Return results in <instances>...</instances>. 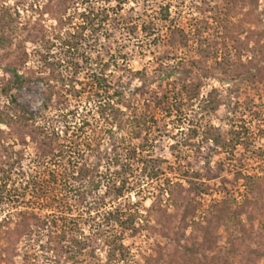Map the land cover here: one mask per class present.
I'll return each instance as SVG.
<instances>
[{
	"label": "rangeland",
	"instance_id": "374dc122",
	"mask_svg": "<svg viewBox=\"0 0 264 264\" xmlns=\"http://www.w3.org/2000/svg\"><path fill=\"white\" fill-rule=\"evenodd\" d=\"M253 1L0 0V169H11L14 178L17 170L31 172L34 166L30 159H34L36 142L42 138V135L34 136L40 121L25 125L19 118V107L11 102L13 98L29 113H35L42 108V93L47 92L44 84L48 82L54 86V92L47 104L46 117H56L59 110L72 109L79 101L80 107L84 105L83 97L74 99L72 93L64 92L65 82L62 84L61 79L70 70L65 68V63L58 64L64 53L59 38H69L84 23L87 46L83 49L93 62L92 70L99 68L95 63L109 64L107 74L111 75V82H119L124 96L123 103L118 105L123 115L109 123H97L100 140L92 154L83 156L90 166L97 154H104L98 168V188L84 194L89 177L69 180L67 189L55 188L59 190L57 195L67 194L63 197L67 207L63 214L67 228L64 237L61 236L63 221L57 222L58 227L51 229V233L32 228L8 245L9 251L3 252L0 264H145L146 258H157L158 247L165 249L158 263L166 264L168 256L188 245L192 235L200 240L196 224L204 223L212 205L226 201L233 208L241 203L251 182L248 178L264 171V0ZM166 5L170 12L164 22L160 20L159 10ZM226 6L230 8L229 20L243 26L245 31L237 36L239 52L230 42L222 44L220 30L212 20L216 13H225ZM105 15L107 18L100 25ZM88 18L92 19L95 30L88 24ZM204 20L210 28L201 36L200 44L189 31L194 22ZM124 22L129 27L137 26L134 35L127 33ZM148 23L158 30L155 34L160 40L156 46L153 37L147 38L140 31V25ZM173 25L190 33L185 46H167V28ZM51 43L54 47H50ZM203 49L208 53L200 52ZM190 61L194 66L189 65ZM183 68L191 73L182 82L177 80L174 70ZM14 71L29 78L30 84L16 89L12 82ZM171 71L175 75L162 78ZM82 74L77 79L83 82L86 78ZM140 84H145L148 94H160L184 85L193 90L196 98L191 107L184 104L180 111L174 109L171 116H165L153 106L144 109L145 97L138 93L141 90L134 92ZM4 87L8 91L3 92ZM206 104L214 106L215 111L202 112ZM134 113L137 116L145 113L153 117L154 123L150 122V132L143 142L144 152L129 161L127 149L142 142L133 138L131 127L127 126ZM190 129L196 130V134ZM213 137H219L217 145ZM18 153L22 158L15 160L13 154ZM112 155L118 156L119 166L110 163ZM145 155L163 161L159 168L164 174L157 181H146L140 172L139 159ZM77 158L74 160L82 163ZM125 164L131 166L128 176L120 168ZM124 177L126 186L137 184L143 192L137 195L133 190L124 197H116V189ZM165 178L170 180L168 184ZM179 185L192 190L194 198L190 200L187 195L185 201L196 205L195 212L188 217L189 226L184 229L181 219L174 218V233L165 237L159 231L161 226L156 217L149 213L170 214L174 203L179 205L181 200H170L166 190L181 193ZM5 188L12 189V185L7 182ZM115 209L125 216L119 222L101 226L103 212ZM19 210L20 207L13 209L0 204V221L10 217L9 227L13 228ZM60 215L55 211L49 217L59 219ZM165 218L163 215L159 219L165 221ZM125 220L127 223L122 226L120 222ZM241 221L246 223L245 216ZM218 235L223 244L222 229ZM0 245L6 243L0 240ZM258 246L252 244L250 249ZM261 250L263 256L256 257L255 264H264V239Z\"/></svg>",
	"mask_w": 264,
	"mask_h": 264
},
{
	"label": "trees",
	"instance_id": "16d2710c",
	"mask_svg": "<svg viewBox=\"0 0 264 264\" xmlns=\"http://www.w3.org/2000/svg\"><path fill=\"white\" fill-rule=\"evenodd\" d=\"M248 1L251 3L253 0ZM159 12L160 20L167 21L170 12L168 5L162 7ZM229 13L230 8L226 6L225 13H216V17H212V20L216 28L220 30L219 36L223 39L222 44L226 45V41L230 42L232 48L239 52V40L237 36L244 34L245 31L243 26L235 25L229 20ZM106 18V15L103 16L99 24L101 25ZM89 19L88 24L93 29L94 24L91 21L92 19ZM118 23L117 21L116 25ZM85 24L81 25L76 31H73L72 35H69V38H63L62 40L59 38L60 49L64 50V53L63 56L60 55L58 58V64L65 63V68L70 70V74L61 79L62 84L67 82L63 84L64 92L67 95H71L72 93L74 99L80 100L83 97L85 101L81 104L84 105L80 107L79 102L81 101H79V104L77 103L72 109L65 108L64 112L59 110L56 117H46L47 104L50 103L54 92V86L48 82L44 84L47 92L42 93L44 102L42 103V108H39L35 113H29L25 107L19 106L15 98L11 101L15 107H19V118L25 121V125L29 123L35 124L37 120L40 121L41 125L36 127L34 136L39 137L42 135V138L36 142L34 159H30V162L34 166L31 172L27 173L22 171V169L21 171L17 170L16 178H14L11 175V169L8 171L4 168L0 169V182L2 183L0 185V204L8 205L13 209L21 208L16 214L18 219L13 228L9 227L12 222L9 219L10 217L5 216L0 221V240L6 243V246L2 247L0 245V263L3 260V252L9 251L8 245L18 241L19 238L27 231L32 230V228L51 233V229L58 227L57 222L63 221L61 236L64 237L67 228L65 226L66 216L63 217V214L67 211V207L65 198L63 197L67 194L65 196L62 194L57 195L59 190L55 191L56 187H60L62 190L67 189L69 180L73 181L89 177L84 194H90L98 188V184L100 183L98 181L100 179L97 180V174L104 154H97L94 163L90 166L83 156L85 154H92L95 150V144L100 140V131L95 128V126H98L97 123H109V121L118 118L119 114L123 115L118 105L123 103L124 96L119 82H111V75L107 74L109 64L103 63L102 65H98L95 63L99 68L98 70H92L93 62L87 57L83 49L84 46H87V41L83 35ZM122 25L126 27L129 35H134L138 30L137 26L129 27L126 22L122 23ZM192 26L193 29L189 32L195 37L197 42L202 44L203 37L201 36L210 28L209 22L205 20L196 21ZM167 29V46L175 48L177 44L182 46L187 44L190 33H185L183 29L175 25ZM140 31L147 38L153 37V45H157L160 36L155 34L158 30L151 23L140 25ZM53 44L51 43L50 47H54ZM195 52L198 51L195 50ZM200 52L208 53L207 49H203ZM189 65L194 66L193 61H190ZM174 71H177V80L182 82L184 81L183 78L191 73V70L186 68H183L181 71H178V69ZM174 71L167 72L162 78L175 75ZM80 74L86 78L85 81L82 82L80 79H77ZM12 82L15 84L16 89H20L27 87L31 81L26 76L14 71L12 72ZM195 88L196 86H194ZM139 90L141 91L138 92ZM2 91H8V87H4ZM135 91L141 97H145L143 101L145 110H149L153 106L154 110H158L160 113L165 114V116H171L174 109L175 112L180 111L184 104L191 107L193 99L196 98V95L192 93L193 90L184 85L180 89L174 88L160 94L156 92L148 94L145 84H140L139 87L134 89ZM85 104L89 105V108ZM201 111H215V108L206 104L202 106ZM150 122L154 123L153 117H147L145 113L138 116L134 113L127 122V126L131 127L130 133L134 136L133 138L142 140L137 147L127 149L126 157L129 161L133 160L135 155L144 152L146 145L143 142L146 139V135L150 132ZM190 130L191 133L196 134V130ZM168 133L170 134V132ZM142 134H144V138H142ZM218 139L219 137H213L214 145L218 144ZM13 155L16 157L15 160L22 158L19 153L18 155ZM75 156L82 163L75 161ZM117 157V155H112L110 163L113 166L120 165ZM139 160L141 165L140 172L146 181H157L159 177L163 176L164 172L159 168V163L163 162L161 159L145 155L144 157H140ZM120 168L125 176L131 173L130 164L121 165ZM89 173H91V176H88ZM248 179L251 182L246 187L241 203L235 205L233 208H230L226 201L212 205L204 217V223L196 224L197 230L201 233L200 240H197L196 235H192L188 245L168 256L166 264H255V258L263 256L261 247L264 239V171L262 174L254 175ZM126 181V177H124L121 181V186L116 189V197H124L133 190L137 192V195L143 192L140 191V187L137 184L132 187L126 186ZM7 182L12 185V189L6 190ZM164 182L168 184L170 180L165 178ZM179 187L183 194L182 192L173 193L172 190H166L170 200L172 198L181 200L179 205L174 203L170 214L166 211L157 215L148 212L154 218L156 217L161 226L159 231L165 237H169L174 231L172 223L174 218L179 217L181 219L182 228L184 229L189 226L187 222L188 217L193 216L195 212L196 205L185 201V196L187 195L190 196V200L194 198H192V190L184 189L181 185ZM55 211L58 214H62L59 219L57 216L56 219L53 216L49 217ZM163 215L166 217L165 221L159 219ZM124 216L125 213H122L120 209L104 211L100 217V225L105 224V226H108L112 221L119 222L120 218ZM242 216H245L246 223L241 221ZM126 223V220L120 222L122 226ZM220 229L225 233L223 244L221 243L222 237L218 235ZM252 244H258L259 246L255 249H250ZM162 252L165 253V249L158 247L157 258H146L145 264H159L158 262L163 257Z\"/></svg>",
	"mask_w": 264,
	"mask_h": 264
}]
</instances>
